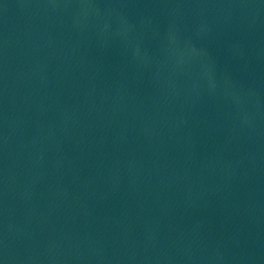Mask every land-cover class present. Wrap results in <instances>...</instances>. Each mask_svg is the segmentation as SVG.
<instances>
[{"label": "water", "instance_id": "obj_1", "mask_svg": "<svg viewBox=\"0 0 264 264\" xmlns=\"http://www.w3.org/2000/svg\"><path fill=\"white\" fill-rule=\"evenodd\" d=\"M0 264H264V0H0Z\"/></svg>", "mask_w": 264, "mask_h": 264}]
</instances>
